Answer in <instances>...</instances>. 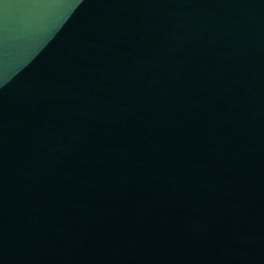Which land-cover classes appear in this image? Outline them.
<instances>
[{
	"label": "water",
	"instance_id": "95a60500",
	"mask_svg": "<svg viewBox=\"0 0 264 264\" xmlns=\"http://www.w3.org/2000/svg\"><path fill=\"white\" fill-rule=\"evenodd\" d=\"M0 264H264V0H0Z\"/></svg>",
	"mask_w": 264,
	"mask_h": 264
}]
</instances>
